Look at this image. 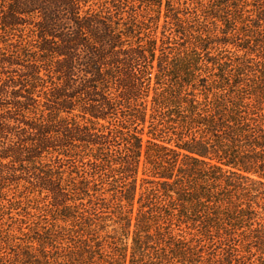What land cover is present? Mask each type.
Masks as SVG:
<instances>
[{
	"label": "trees",
	"instance_id": "obj_1",
	"mask_svg": "<svg viewBox=\"0 0 264 264\" xmlns=\"http://www.w3.org/2000/svg\"><path fill=\"white\" fill-rule=\"evenodd\" d=\"M0 264H264V0H0Z\"/></svg>",
	"mask_w": 264,
	"mask_h": 264
}]
</instances>
